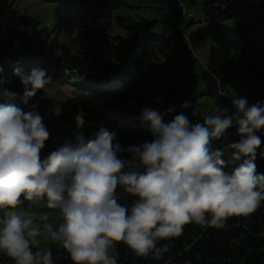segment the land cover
<instances>
[{"label":"trees","instance_id":"trees-1","mask_svg":"<svg viewBox=\"0 0 264 264\" xmlns=\"http://www.w3.org/2000/svg\"><path fill=\"white\" fill-rule=\"evenodd\" d=\"M45 1L52 3L56 14L67 19L66 22L76 23L78 34L89 47L79 52L71 51L56 36L50 40L44 37L38 24L30 28L13 27L16 15L13 0H0V92L16 93L9 103L24 107L25 112L32 111L35 106L43 118L50 136L41 150V159L64 140L74 139L76 132L83 134L85 143L95 139L94 134L102 125L116 134L113 143L121 146L119 154L127 160L133 158V170L125 163L124 172L144 171L139 156L127 149L154 139L150 122L139 118L142 109L158 111L164 124L171 123L179 114L191 123L202 124L205 117L216 114V108L221 113L226 109L230 115L233 109L226 88L237 73L235 57L255 50L256 32L264 28V0H202L200 7L204 19L186 24L181 21L186 10L177 5L176 20L165 30L154 19L119 12L132 10L127 0ZM104 19H111L122 29L123 35L114 36L123 44L122 51L107 39L101 27ZM205 39L210 41L206 60L198 63L195 50ZM240 62L247 77L254 81V87L264 84V60ZM17 68L25 74L34 68L44 70L46 78H59L67 86L77 85L78 80L96 85L78 86V96L65 100L44 97L40 89L25 102L24 86L14 72ZM147 83L160 87V103L151 104L147 99L143 90V84ZM201 96L212 100L210 114L202 115L199 110L181 106ZM257 103L264 106V97L256 95L249 106ZM57 106L61 109L59 115L54 114ZM228 130L221 138L212 140L213 150L228 148ZM256 135L261 140L254 161L256 172L264 174V154L259 152L264 147V129ZM233 137L235 143L242 138L237 131L233 132ZM223 159L229 160L226 155ZM233 166L229 164L225 170L231 171ZM116 194L118 202L129 208L137 199L121 187ZM34 210L33 201H24L16 209L0 207V219L9 212L25 216ZM169 243V250L158 259L152 254L137 255L123 242L115 244L112 254L118 255V264H264V201L248 216L230 217L222 228L194 222L186 224L180 236L170 242L161 241L157 246ZM46 250H51L53 264H74L64 248ZM0 264L15 262L2 254Z\"/></svg>","mask_w":264,"mask_h":264},{"label":"clouds","instance_id":"clouds-1","mask_svg":"<svg viewBox=\"0 0 264 264\" xmlns=\"http://www.w3.org/2000/svg\"><path fill=\"white\" fill-rule=\"evenodd\" d=\"M14 72L25 102L51 82L38 68ZM16 95L0 92L5 101L0 103V207L16 209L46 197L49 209L62 212L63 223L54 229L15 212L0 219V251L15 264H53L51 250L39 248L41 236L61 242L74 264H118L112 253L119 242L158 259L170 243L157 245L180 236L184 225L222 228L230 217L248 216L264 201V174H257L254 162L261 145L256 133L264 129L259 103L248 106L245 98H234V114L216 108L202 124L183 114L164 124L158 111L142 109L139 118L150 122L154 139L127 149L139 156L144 171L124 172L121 146L113 143L116 134L102 125L95 139L85 143L76 132L41 159L50 133L35 106L24 112L8 102ZM60 111L57 106L54 114ZM233 125L242 138L228 145L234 151L226 161L211 142ZM229 164L234 166L226 171ZM118 187L137 198L130 208L118 202Z\"/></svg>","mask_w":264,"mask_h":264},{"label":"rangeland","instance_id":"rangeland-1","mask_svg":"<svg viewBox=\"0 0 264 264\" xmlns=\"http://www.w3.org/2000/svg\"><path fill=\"white\" fill-rule=\"evenodd\" d=\"M133 7L132 10H120L123 14H130L134 17L141 16L147 19H154L157 24L161 26L162 30L166 28L170 23H173L176 18L174 16L176 6L184 7L186 13L183 14L181 21L186 24L192 20L198 21L205 17V14L201 10L200 2L202 0H127ZM14 8L16 9V15L12 21L13 27L22 25L24 28H30L34 25H39L40 31L44 37L48 40L53 37H57L61 43H64L71 51L79 52L89 47L88 42L78 34L76 30V23L66 22L67 19H63L60 15L56 14L54 5L45 0H13ZM62 14V13H61ZM198 23V22H197ZM196 23V24H197ZM101 27L106 33L108 40L112 41L117 45L118 51H122L124 46L115 40L114 36L122 34V29L117 27L111 19H104L101 21ZM165 30V29H164ZM256 44L257 48L253 51L242 52L237 55L236 63L234 66L236 73L233 81L227 86L226 90L229 93L230 104L232 106V112L234 114L236 109L233 106V99L245 98L248 106L250 100L256 95L264 97V84L254 87V81L247 77L244 72L243 66L240 60L248 63H257L258 61L264 60V28L258 29L256 32ZM210 41L208 39L203 40L195 50L198 63L204 62L208 53ZM50 84L46 85L44 89H41V95L44 97H51L55 100H65L66 98H75L78 96L79 87H88L95 82H88L86 80H78L77 85L67 86L63 80L59 78L50 79ZM79 86V87H78ZM68 87V88H67ZM85 89V88H84ZM80 90V89H79ZM143 90L146 94L147 99L151 104L154 102L160 103V87L155 84H143ZM86 94L85 92L81 91ZM187 104V108L193 111L199 110L202 115L210 114L213 104L212 100L207 96H201L195 101H186L181 106ZM184 107V106H183ZM24 110V107H19ZM81 122V115L78 117ZM237 131V127L233 125L229 128L226 138L229 143H235L233 132ZM229 144V145H230ZM259 151L262 155L264 154V147L260 148ZM234 150L224 149L225 155L230 159ZM119 158L124 159L129 170H133V163L131 158L127 160L118 153ZM35 210L28 215L22 216L17 214L21 219H32L35 224L42 225L47 222L52 224L54 229L63 223V216L60 209H49L47 207V198L37 199L33 201ZM47 215V221L42 220L43 215ZM40 240L39 248L42 250L49 249L51 247L63 248L61 242L53 241L51 238L45 239L43 236L38 237ZM5 254L0 251V255ZM241 264V263H239Z\"/></svg>","mask_w":264,"mask_h":264}]
</instances>
